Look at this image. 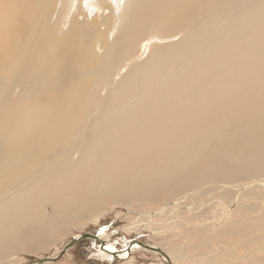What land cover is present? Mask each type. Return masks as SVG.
Listing matches in <instances>:
<instances>
[{"label": "bare ground", "instance_id": "6f19581e", "mask_svg": "<svg viewBox=\"0 0 264 264\" xmlns=\"http://www.w3.org/2000/svg\"><path fill=\"white\" fill-rule=\"evenodd\" d=\"M37 1L0 0V255L80 215L99 193L153 192L177 162L192 161L197 146L227 135L223 116H242L250 97L264 109V18L257 10L251 23L245 9L236 12L249 0H57L52 10L54 0ZM226 18L243 24L215 27ZM244 41L255 59L251 69L239 63ZM250 129L262 131L247 122L241 136ZM222 165L207 169L214 177L264 173V161ZM230 189L238 200L224 210L255 193L264 202V178ZM200 202L175 200L140 214L167 219L176 210L199 212ZM233 209L224 213L236 217L228 228L244 221ZM154 247L148 250L166 264L192 257Z\"/></svg>", "mask_w": 264, "mask_h": 264}, {"label": "rangeland", "instance_id": "374dc122", "mask_svg": "<svg viewBox=\"0 0 264 264\" xmlns=\"http://www.w3.org/2000/svg\"><path fill=\"white\" fill-rule=\"evenodd\" d=\"M25 1L27 5L33 4L34 7L41 3L37 0ZM42 1L46 6L49 4V0ZM224 1L231 2V0H221L220 3ZM17 2L18 0H12L14 4ZM56 2L57 0L53 1L50 10ZM244 9V16L251 23L255 19L257 10L261 11L264 18V0L246 1L236 12ZM48 20L49 14H45L38 23L44 26ZM226 23L228 29L241 27L243 24L240 20L226 18L215 27L221 29ZM209 45H212V38L202 43V48L197 54H201L202 50ZM240 53V65L245 69L253 68L255 59L249 55L248 42L244 41ZM178 64H180L179 61L176 66ZM170 67L172 69L174 66L170 65ZM163 78L174 80L177 75ZM241 97L245 98V95ZM235 106L230 104L229 109H234ZM262 106L264 107V102ZM244 107L242 116L238 117L229 112L222 117L225 127H228L225 137L212 136L207 145L197 146L188 154L192 161L183 159L177 162L169 176L156 183L153 192L145 190L147 191L145 195H143L145 191L138 195L136 190L135 193L129 192L127 196H116L114 192L99 193L80 215L73 218L65 217L58 228L42 232L27 240L18 249L1 254L0 264H29L47 256L54 257L79 233L102 235L105 238H102L101 243L108 251L99 249L100 242L95 241L96 244H94L92 239H84L76 241L56 261L42 264H166L159 253L139 246H132L129 257L126 256L124 250L134 242L159 247L163 252L170 253L174 257H176L174 252L178 254L180 250L192 255L191 258L182 262L175 260L178 264H191L190 261L195 259L193 264H264V249H260L264 248V234L258 236L259 229L264 232V202L261 195L259 193L247 195L238 207H230L229 210L236 209V216L244 219L233 228L227 226L234 224L236 217L230 218L232 213L227 217L224 215L229 211L224 210L227 208L225 205L233 202L235 197L238 200V196H235L230 186L264 178V173L237 172L229 176L214 177L212 176L214 172L207 169L210 165L221 162H223L221 169H239L242 163L243 166H248L264 161V109L255 108L252 97L248 98ZM247 122L258 124L262 131L250 129L246 132V136H241L240 131ZM204 177L207 178L201 180ZM135 188L128 191H134ZM191 194L194 195L190 196ZM79 196L84 201L81 191ZM196 198L202 201L199 212L176 210L173 214L167 213L165 215L167 219L154 217L158 214L146 216L140 214L145 209L152 211L163 208L175 200L186 204V202H193ZM46 208L50 210L48 206ZM217 213L219 216L214 219ZM161 214L159 213V216ZM148 216L152 218L150 221L146 219ZM208 222L213 224L210 225ZM199 223H202L201 227H193ZM213 227L214 230H212ZM209 231H215L216 242L212 243L210 240ZM115 249L125 256L122 259L113 258L109 251H115ZM126 257L128 258L125 259Z\"/></svg>", "mask_w": 264, "mask_h": 264}, {"label": "water", "instance_id": "95a60500", "mask_svg": "<svg viewBox=\"0 0 264 264\" xmlns=\"http://www.w3.org/2000/svg\"><path fill=\"white\" fill-rule=\"evenodd\" d=\"M99 238V236L97 234H92V233H81L77 236H74L73 239L71 241H69V243L65 244V246L61 249L60 253H58L56 256L54 257H50V256H47L45 258H41V259H37L36 261L32 262V263H29V264H42V263H45V262H54L56 261L60 256L64 255L65 252L73 246V244L76 242V241H79V240H84V239H88V238ZM139 245L141 246H144L146 247L147 249H150V250H155L156 248L154 246H151V245H146L144 243H139ZM130 246V245H129ZM129 246L127 247V251L129 250ZM100 248L102 250H105V251H108L107 249H105V246L104 245H101ZM111 255H113L114 257H117L115 252H110Z\"/></svg>", "mask_w": 264, "mask_h": 264}]
</instances>
